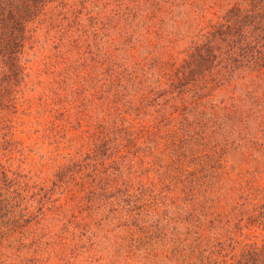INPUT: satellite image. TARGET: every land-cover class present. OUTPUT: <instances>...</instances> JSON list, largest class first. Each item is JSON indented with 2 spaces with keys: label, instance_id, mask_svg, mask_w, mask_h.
Masks as SVG:
<instances>
[{
  "label": "trees",
  "instance_id": "trees-1",
  "mask_svg": "<svg viewBox=\"0 0 264 264\" xmlns=\"http://www.w3.org/2000/svg\"><path fill=\"white\" fill-rule=\"evenodd\" d=\"M139 1L0 0V264H264V0H214L179 65L136 55Z\"/></svg>",
  "mask_w": 264,
  "mask_h": 264
},
{
  "label": "rangeland",
  "instance_id": "rangeland-1",
  "mask_svg": "<svg viewBox=\"0 0 264 264\" xmlns=\"http://www.w3.org/2000/svg\"><path fill=\"white\" fill-rule=\"evenodd\" d=\"M203 1L204 2H200L199 0L197 3L192 5L187 0H168V1L161 0L160 2L162 4H160V7L162 8V10L158 11L156 18H152L150 16V13L156 9H153L149 13V17L146 16L145 18L141 17V15L138 16L139 14L130 15L128 19H130L131 21L130 25L133 27L129 29L133 32L132 37L134 38L133 43H134V47L136 48L135 49L136 55L139 58H142L145 57L147 53L157 57H159L158 54H160L162 59L172 60L175 63V65H179L182 59L186 58L188 52L190 51L191 46L194 42V38L197 34L198 28H200V26L203 27L204 25H208L210 23L212 24L216 23L217 21H219L222 11L224 12L223 7L217 4V1L214 0H206V1L203 0ZM139 2L142 4L145 2V0H140ZM112 4L113 3H111V5ZM99 8L96 9L95 12H99L100 10ZM116 8L122 9V7H120L118 4H116ZM164 8L166 9V11L173 14V19H174L173 21H169L166 18V16L168 15H166L163 12ZM134 10L135 9H132V11ZM98 15H100V13ZM186 18L190 19V23H188L189 27H187V25H184L182 23V21L185 20ZM113 34L114 33H112V31H109L105 34L107 35L105 37L107 38V40L105 38L102 39V49L109 46L111 40H113L112 43H116L117 38L113 36ZM51 45L52 44L50 42H46V40L42 38L41 41L33 49V51L30 52L29 55H27L28 57L27 60H29L28 67L30 68L28 70V73L30 74V76L27 79L28 80L27 86L24 88L23 92L21 93L23 94L24 98L33 97L38 99V97H36V93H38L37 89H41V87L37 86L36 84L34 85V82L36 83L37 79L42 81L50 78L49 70L47 69L44 61L47 56L53 54L54 52ZM149 50H151L152 53H149ZM97 51L98 50L96 49V52ZM32 86L35 87V89H32ZM191 96L193 99V94L187 95L188 98H190ZM32 104L33 103H30L28 101L25 102L22 107L27 108L29 105ZM21 116L24 119H28L27 116L29 115L21 114ZM146 121H147L146 125L150 126L151 125L150 119H146ZM28 128L29 127H26L25 130H28ZM84 130L85 129H83V131ZM28 133L29 135L24 136L23 133L18 132L17 137L22 138L23 143L27 146L28 145L30 146L32 143V140H30V136L35 138V134H32L30 132ZM158 133H159L158 136L159 138L154 137L153 139H156L158 142L161 143V141L165 139V137L163 136L164 133L162 131ZM146 139L150 141L148 138ZM147 140L143 138L137 140V145L135 147V150H137L140 153L139 154L140 157L142 156L151 157L154 155L149 151L155 150V146H151L149 149L151 143H149ZM47 146L50 147L49 144H47ZM31 149L32 152L29 154L26 160V165L24 167L26 169L34 168L37 169L38 171L40 166L37 165V162H41L40 161L42 158L41 156L46 154V149L43 150L37 149L36 152L34 151V149H36V146L32 147ZM33 164L35 166H33Z\"/></svg>",
  "mask_w": 264,
  "mask_h": 264
}]
</instances>
